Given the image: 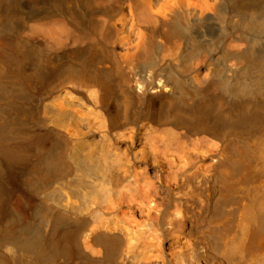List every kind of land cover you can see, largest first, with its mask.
<instances>
[{"label": "bare ground", "instance_id": "1", "mask_svg": "<svg viewBox=\"0 0 264 264\" xmlns=\"http://www.w3.org/2000/svg\"><path fill=\"white\" fill-rule=\"evenodd\" d=\"M0 264H264V0H0Z\"/></svg>", "mask_w": 264, "mask_h": 264}]
</instances>
